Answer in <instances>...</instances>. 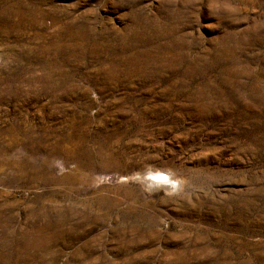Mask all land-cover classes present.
I'll return each mask as SVG.
<instances>
[{"label":"rangeland","instance_id":"rangeland-1","mask_svg":"<svg viewBox=\"0 0 264 264\" xmlns=\"http://www.w3.org/2000/svg\"><path fill=\"white\" fill-rule=\"evenodd\" d=\"M0 264H264V0H0Z\"/></svg>","mask_w":264,"mask_h":264},{"label":"bare ground","instance_id":"bare-ground-1","mask_svg":"<svg viewBox=\"0 0 264 264\" xmlns=\"http://www.w3.org/2000/svg\"><path fill=\"white\" fill-rule=\"evenodd\" d=\"M143 179H144V181H142V183H144L148 187H157L158 185H163V186L168 185L166 187H167V189H169L171 186L170 183H172V181H170L169 179L165 178L162 175H153V176H149V177L145 176V177H143ZM147 182L150 184H148Z\"/></svg>","mask_w":264,"mask_h":264}]
</instances>
